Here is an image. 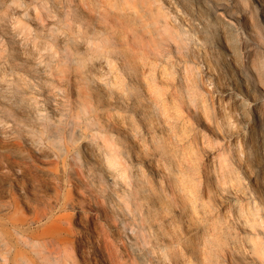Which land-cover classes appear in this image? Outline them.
<instances>
[{"label":"rangeland","instance_id":"obj_1","mask_svg":"<svg viewBox=\"0 0 264 264\" xmlns=\"http://www.w3.org/2000/svg\"><path fill=\"white\" fill-rule=\"evenodd\" d=\"M0 162L57 173L33 236L92 217L74 264H264V0H0Z\"/></svg>","mask_w":264,"mask_h":264},{"label":"bare ground","instance_id":"obj_2","mask_svg":"<svg viewBox=\"0 0 264 264\" xmlns=\"http://www.w3.org/2000/svg\"><path fill=\"white\" fill-rule=\"evenodd\" d=\"M224 92L231 96L236 104H242V98L234 94L229 85H226ZM251 106L255 113L259 112L258 99H254ZM15 156L20 159L27 158L24 151H19ZM36 169L48 180L47 189L43 195L38 193L35 176H31L19 163L7 167L0 162V185L3 186L0 191V218L9 219L8 233L3 229L5 225L0 226V264H74L67 260L68 252L66 250L62 252L63 247L74 242L75 233L70 226L74 222L88 229L92 217L88 219V216L84 215L82 204L69 197L64 202V208H71L74 213L56 224L65 226L64 232L69 231L73 239L65 238L61 233H47L40 237L28 233L34 224L42 225L46 222L50 214L54 213L56 207L60 205L62 198L60 185L56 182L52 183L57 173L45 164ZM238 191L234 188L231 192L236 194ZM227 200L231 204L235 203L230 198ZM14 204L19 212L11 211ZM13 215H20V219L14 220ZM99 236V250L103 256L107 257V264H128L123 255L119 254L112 238L106 233ZM131 238L133 241H139L138 237L131 235Z\"/></svg>","mask_w":264,"mask_h":264}]
</instances>
